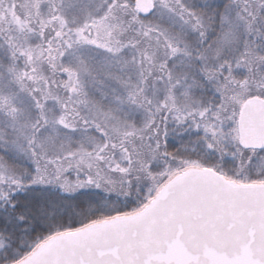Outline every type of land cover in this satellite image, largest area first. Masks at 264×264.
<instances>
[{"label": "snow or ice", "instance_id": "1", "mask_svg": "<svg viewBox=\"0 0 264 264\" xmlns=\"http://www.w3.org/2000/svg\"><path fill=\"white\" fill-rule=\"evenodd\" d=\"M0 264H264V0H0Z\"/></svg>", "mask_w": 264, "mask_h": 264}]
</instances>
